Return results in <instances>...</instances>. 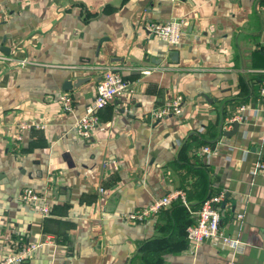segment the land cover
Wrapping results in <instances>:
<instances>
[{"label": "crops", "instance_id": "obj_1", "mask_svg": "<svg viewBox=\"0 0 264 264\" xmlns=\"http://www.w3.org/2000/svg\"><path fill=\"white\" fill-rule=\"evenodd\" d=\"M172 18L187 22L177 45L146 29ZM108 66L133 91L81 136L74 124ZM261 69L264 0H0V261L40 243L20 264H264V174H252L264 158ZM76 77L90 80L64 90ZM178 95L182 114L154 117ZM203 179L226 191L221 228L243 252L195 247L185 224L196 215L178 203L125 218ZM27 187L47 196L50 215L22 200Z\"/></svg>", "mask_w": 264, "mask_h": 264}, {"label": "built area", "instance_id": "obj_2", "mask_svg": "<svg viewBox=\"0 0 264 264\" xmlns=\"http://www.w3.org/2000/svg\"><path fill=\"white\" fill-rule=\"evenodd\" d=\"M185 19L172 18L166 22H152L147 24L146 29L153 36H157L170 45H177L182 40L183 30L186 25ZM145 72H149L146 70ZM262 78L259 80V95L258 102L260 108L264 109V69L258 70ZM132 82L124 78L117 66H108L101 80L97 85L96 96L92 104H90L85 114L79 118L74 129L81 136H89L91 132L98 126L100 122V111L112 102L117 96L122 95L127 91H133ZM61 101L65 110L72 109V99L67 95L61 96ZM184 97L178 95L172 100L166 102L161 108L154 111L155 118H163L167 115H180L183 112ZM246 106L242 105L239 108L241 113L237 114L233 120H243V111ZM33 124L28 122L19 123V128L26 130ZM21 137V136H19ZM203 154L212 155L214 150L211 146H204ZM253 175L264 174V158L258 160L252 169ZM21 198L24 202L32 204L37 210L42 212L44 216L51 214L50 202L47 196L37 190L27 187L21 192ZM181 200L189 210L196 215V221L191 223L186 230L187 238L195 247L200 246L204 242L222 243L224 247L232 250L233 254H239L245 249V242L231 234H226L221 228V220L224 206L227 200L226 191H220L207 197L199 210L193 211L190 209L187 200V194L184 189L174 190L166 195L154 199L148 206L136 209L125 215L128 221L134 223L145 222L148 219L155 217L163 209L171 205L174 201ZM240 217L243 215L240 214ZM40 243H29L22 247L18 252L11 254L0 261V264H20L27 260L29 254L36 250Z\"/></svg>", "mask_w": 264, "mask_h": 264}, {"label": "trees", "instance_id": "obj_3", "mask_svg": "<svg viewBox=\"0 0 264 264\" xmlns=\"http://www.w3.org/2000/svg\"><path fill=\"white\" fill-rule=\"evenodd\" d=\"M231 104H232V110L230 111V114H234L237 102H231ZM225 112L227 113L226 108H225ZM202 177L205 178L206 176L202 175ZM184 190L186 191V194H187V200L189 202L190 209L193 210V211L199 210L201 208V206H202L203 201L207 197H209L212 194H215V193H218L220 191H223V190H219V189L218 190H214V189L209 190L207 188V181H205L204 179L203 180H199L197 182L196 181L195 182H189V185L188 186L186 185ZM174 203H178L182 207H184V208L186 207L187 208V206L185 204H183V202L181 200L174 201L173 204ZM187 211H189V213L191 212L189 210V208H187ZM189 215L192 216L191 214H189ZM195 221H196L195 218L194 219L193 218L192 219L188 218V220L186 221V224H185V230H187V227L191 223H193ZM149 253H150L149 251H145L143 253V257H145V258L150 257Z\"/></svg>", "mask_w": 264, "mask_h": 264}, {"label": "water", "instance_id": "obj_4", "mask_svg": "<svg viewBox=\"0 0 264 264\" xmlns=\"http://www.w3.org/2000/svg\"><path fill=\"white\" fill-rule=\"evenodd\" d=\"M88 80H90V77H76L73 80H68L67 82H65L63 89L70 90L72 88H76ZM233 125H234V129L225 132L226 136H232L238 131L240 125L239 121L233 122Z\"/></svg>", "mask_w": 264, "mask_h": 264}]
</instances>
